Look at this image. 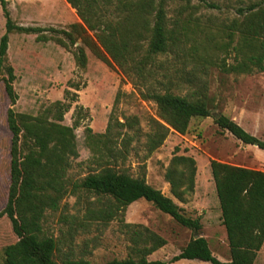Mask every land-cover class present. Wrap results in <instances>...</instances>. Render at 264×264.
I'll return each instance as SVG.
<instances>
[{
  "label": "trees",
  "instance_id": "16d2710c",
  "mask_svg": "<svg viewBox=\"0 0 264 264\" xmlns=\"http://www.w3.org/2000/svg\"><path fill=\"white\" fill-rule=\"evenodd\" d=\"M65 1L80 23L54 29L18 26L11 19L6 0H0L5 20V31L0 38V74L6 61L8 37L13 33L34 35L36 42H54L65 50L73 48L75 63L82 69L86 66L85 49H88L106 66L116 67L141 100L155 104L158 120L149 122V133L145 136L146 157L162 145L170 132L185 135L192 119L210 117L203 85L184 97L170 91L175 82L170 71L175 63L191 62L196 57L198 49L186 46L194 43L192 36L198 19L193 16L200 5H191L190 0ZM201 3L214 8L203 0ZM172 5L176 6L170 16L168 11ZM226 31L229 39L237 38L238 42L233 48L234 65L223 67L222 71L264 73V0L238 9L237 18ZM77 43L80 46L75 47ZM163 57L172 60L160 62ZM4 72L6 75L0 80L9 101L6 126L10 147L7 195L0 219L9 221L16 241L2 249L3 264H90L83 259L69 258L58 263L55 260L57 241L44 234L46 211L56 212L66 195L76 196L78 200L83 195L93 196L94 201L86 204V222L106 225L115 220L129 235L132 257L103 264H165L147 259L166 244L162 238L147 229L137 230L138 226L123 223L125 209L139 200L151 203L178 225L198 234L199 219L185 217L170 198L146 183L144 175L132 177L118 168L126 161L131 143L140 133L135 118H125L123 123L109 121L104 134H89L87 139L96 155L93 159L96 167L80 181L68 182L70 162L78 157L74 135L77 123L73 127L61 124L68 106L55 102L46 111L54 113L51 120L48 116L16 113L13 107L18 97L12 85L13 71L6 67ZM159 86L163 92L156 90ZM121 96L118 91L113 107ZM215 124L241 144L264 151V141L229 118L220 115ZM209 167L230 259L220 262L212 255L207 241L197 237L166 264L182 260L253 264L264 243V172L217 161H210ZM195 174L196 165L191 157L173 155L164 174L172 197L184 201V197L193 192ZM79 224L84 226L83 222ZM75 230H70L72 236Z\"/></svg>",
  "mask_w": 264,
  "mask_h": 264
},
{
  "label": "rangeland",
  "instance_id": "374dc122",
  "mask_svg": "<svg viewBox=\"0 0 264 264\" xmlns=\"http://www.w3.org/2000/svg\"><path fill=\"white\" fill-rule=\"evenodd\" d=\"M214 8L203 6L201 0H190L199 6L194 13L197 18L196 32L192 36L198 51L191 62L175 63L170 73L174 77L171 93L181 97L193 94L204 87L208 118H194L185 135L170 132L162 145L146 157V138L150 120L157 119L154 103L143 101L116 67H108L85 49L86 66L80 68L73 57V48L65 50L54 42H36L34 35L10 34L4 70L13 71V89L18 97L13 110L33 117L52 115L46 111L55 102L68 106L62 125L73 127L78 157L72 159L67 171V181L83 179L96 166L87 136L104 134L109 121L123 123L125 118H135L139 135L131 143L126 161L118 168L132 177L144 175L146 183L170 198L181 213L191 219H199L201 230L196 235L178 225L171 217L158 211L144 200L129 205L123 214V223L135 225L137 230L147 229L165 241V245L151 254L149 261L167 263L172 257L197 237L207 241L212 255L220 262L230 259L225 229L215 187L210 174V161L264 172V151L255 146H246L222 131L215 119L223 115L238 124L243 130L264 141V73L253 70L250 74H233L222 71L234 65L233 48L238 40L227 37L226 27L237 18V10L262 0H203ZM11 19L22 27L66 29L80 23L76 13L65 0H6ZM176 6V5H175ZM168 14L173 15L175 7ZM5 20L0 9V38L4 34ZM193 28V27H192ZM80 46L79 43L75 47ZM207 47V50H203ZM172 60L160 58V62ZM176 74H175V71ZM175 74V75H174ZM163 92L162 86L156 89ZM122 96L113 107L116 93ZM9 101L0 80V211L6 202L9 171L10 134L6 126ZM88 130L90 132H88ZM114 131L118 129L114 128ZM131 134V132H129ZM173 155L191 157L196 165L193 192L178 201L170 194L164 179L165 171ZM93 196L66 195L56 212L46 211L43 231L58 244L55 260L83 259L90 264H103L122 260L131 255V243L120 222H86L87 202ZM84 223V226L78 223ZM79 227V228H78ZM71 229H76L74 235ZM16 241L11 225L6 218L0 219V264H3L2 249ZM172 264H209L182 260ZM253 264H264V243L257 252Z\"/></svg>",
  "mask_w": 264,
  "mask_h": 264
},
{
  "label": "water",
  "instance_id": "95a60500",
  "mask_svg": "<svg viewBox=\"0 0 264 264\" xmlns=\"http://www.w3.org/2000/svg\"><path fill=\"white\" fill-rule=\"evenodd\" d=\"M196 239V238H195Z\"/></svg>",
  "mask_w": 264,
  "mask_h": 264
}]
</instances>
